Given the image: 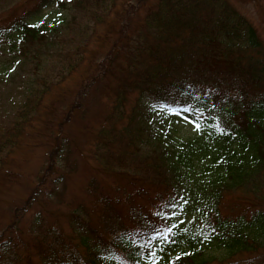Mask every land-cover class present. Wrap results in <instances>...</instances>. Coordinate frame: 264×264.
<instances>
[{
    "label": "trees",
    "instance_id": "obj_1",
    "mask_svg": "<svg viewBox=\"0 0 264 264\" xmlns=\"http://www.w3.org/2000/svg\"><path fill=\"white\" fill-rule=\"evenodd\" d=\"M48 2L67 11L58 24L41 28L21 17L7 27L14 37L0 29L34 68L51 56L66 66L40 92L28 80L16 118L3 129V157L22 151L29 144L23 134L50 119L47 137L61 167L70 149L63 128L98 84L107 111L100 124L82 125L85 141L71 145L80 153L86 147L93 168L116 182L106 190L89 181L92 208L67 202L66 234L42 228L38 218L40 234L32 225L11 227L0 236V264H152V252L156 264H264V41L252 22L229 0ZM75 75L69 100L51 90ZM173 100L202 113L199 131L179 137L161 127L158 104ZM44 178L22 201L39 197ZM242 193L251 211L224 214L225 198ZM173 224L169 242L153 239Z\"/></svg>",
    "mask_w": 264,
    "mask_h": 264
},
{
    "label": "rangeland",
    "instance_id": "obj_2",
    "mask_svg": "<svg viewBox=\"0 0 264 264\" xmlns=\"http://www.w3.org/2000/svg\"><path fill=\"white\" fill-rule=\"evenodd\" d=\"M62 1L69 3V0ZM121 1L125 2L126 0ZM229 1L252 22L258 35L264 41V0ZM144 10L145 5L140 4L137 12L143 14ZM65 15H67L66 9H61L53 2L49 3L48 0H45V3L42 0H0V29L5 27L2 34L10 33L12 37H14L13 28L7 27L11 26L12 24L9 23L17 18H29L35 25L47 28L58 24V19ZM52 22L53 24H51ZM128 24L129 29L135 27L134 23L128 22ZM102 28L100 27L99 30L102 31ZM12 41L13 39L0 35V179L2 181V184L0 183V236H5L6 234L3 233L13 230L11 227L16 226L17 223L23 229H30L32 225L33 230L37 231L36 234L41 233V230H38L39 224L43 225L44 229L61 228L66 234L69 229L65 215L67 202L74 198L76 202L84 203L87 208H92L90 203L94 202L95 196L89 193V181L100 182L106 190L112 189L116 182L112 174L102 173L93 168L95 162L87 156L86 147L82 151L83 153H80L71 145L73 140L77 143L85 141L84 134L80 132L82 125L96 126L100 124L101 120H98V116L104 110L107 111L106 100L104 99L102 102L100 87L98 84H94L82 99L83 107L73 112L69 123L63 128L62 136L68 138L65 143L70 144V149L66 150L65 160H61L59 164L66 167H57V164L54 163L56 151L50 146L51 139L47 137L50 130V119L42 127L35 128L33 133L23 134L24 142L29 144L22 151L14 150L9 156L3 157V153L7 150L6 146H9L4 143V140L8 139L5 138L7 132H4L3 129L16 118L18 107H21V100L26 95L28 80L34 81L36 86L32 88V91L35 90L34 93H37L41 91L40 86L44 84L51 86L52 83H55L50 82L51 78L63 77L66 74L65 64L57 66L58 59H55L54 56L42 59L41 63L34 68L28 55H26L27 57L20 55L17 51L16 41ZM57 70L60 71L53 73ZM76 78H78L77 75L72 79L65 77L61 84L57 82L58 86L51 90L55 93L62 92L67 95L66 99H68L75 91L73 87ZM28 94L31 93L28 92ZM50 98V93L44 94L45 103L51 101ZM156 119L162 128L167 127L179 137H186L194 132L193 125L183 120H174L169 115L157 114ZM32 140L35 144H32ZM58 142H61L60 138ZM82 146L79 144V147L83 149ZM12 148H15V145ZM61 171H65L63 182L59 180L60 175H58L62 173ZM51 174L58 176L53 179ZM43 177L46 178L40 184L42 192L39 197L29 202L22 201L31 194V188L37 187L38 179ZM56 179L57 183H52V180ZM10 200L13 202L9 203ZM143 202H147V200L143 199ZM250 207L244 193L239 198L230 194L223 202L222 212L234 215L239 211L248 210ZM8 208H10L9 211ZM92 216L94 217L95 214L93 213ZM15 218L17 219L15 220ZM36 218H38V225L34 223ZM126 224L129 228L133 227L131 221H127ZM217 254L218 252H215V255ZM249 256L251 255L243 257Z\"/></svg>",
    "mask_w": 264,
    "mask_h": 264
},
{
    "label": "snow or ice",
    "instance_id": "obj_3",
    "mask_svg": "<svg viewBox=\"0 0 264 264\" xmlns=\"http://www.w3.org/2000/svg\"><path fill=\"white\" fill-rule=\"evenodd\" d=\"M153 109H155L157 106L153 105L152 106ZM159 107V112L157 113L158 115L161 113H166L169 115H183V113L186 112H190V113H194L198 116L197 119H190L187 116H183V119L188 122L191 123L193 125V128L197 131L200 130L201 128V124L199 122V118L202 117V113L198 112V110L192 108L190 105L188 104H184L181 105L179 101H165V102H161L158 104ZM162 123L164 122L163 120L161 121ZM186 203V201H185ZM175 227V224H173L171 227H166L163 231H155L153 239L159 238L161 240L162 243H167L170 241V234L173 230V228ZM149 259L151 260L152 264H156V253L152 252L150 254ZM176 259H179V257H176Z\"/></svg>",
    "mask_w": 264,
    "mask_h": 264
}]
</instances>
